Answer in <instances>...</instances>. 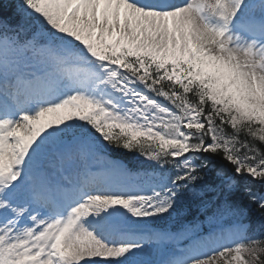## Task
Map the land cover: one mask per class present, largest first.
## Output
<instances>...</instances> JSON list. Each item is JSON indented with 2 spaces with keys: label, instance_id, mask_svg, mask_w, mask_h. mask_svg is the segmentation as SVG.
<instances>
[{
  "label": "snow or ice",
  "instance_id": "6c2138e0",
  "mask_svg": "<svg viewBox=\"0 0 264 264\" xmlns=\"http://www.w3.org/2000/svg\"><path fill=\"white\" fill-rule=\"evenodd\" d=\"M0 264H264V0H0Z\"/></svg>",
  "mask_w": 264,
  "mask_h": 264
},
{
  "label": "trees",
  "instance_id": "16d2710c",
  "mask_svg": "<svg viewBox=\"0 0 264 264\" xmlns=\"http://www.w3.org/2000/svg\"><path fill=\"white\" fill-rule=\"evenodd\" d=\"M113 152H114V154L119 155L120 157H124L125 160L128 161L131 165L139 166L140 163L141 164L144 163L142 157H138L137 155H135L133 153H126L123 151H113ZM201 219H204L201 211L198 210V207L196 204H191L181 211V214L178 218H175V219L169 221L167 224H163V223H161V224L166 226V227H171V226L176 227L178 222L179 223H187V222H191V221H198ZM253 219H255V217H253Z\"/></svg>",
  "mask_w": 264,
  "mask_h": 264
},
{
  "label": "bare ground",
  "instance_id": "6f19581e",
  "mask_svg": "<svg viewBox=\"0 0 264 264\" xmlns=\"http://www.w3.org/2000/svg\"><path fill=\"white\" fill-rule=\"evenodd\" d=\"M103 163L99 164V166H101Z\"/></svg>",
  "mask_w": 264,
  "mask_h": 264
}]
</instances>
